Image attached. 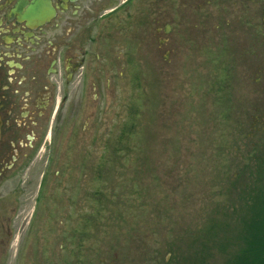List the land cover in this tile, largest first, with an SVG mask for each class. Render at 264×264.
Listing matches in <instances>:
<instances>
[{
	"label": "rangeland",
	"instance_id": "1",
	"mask_svg": "<svg viewBox=\"0 0 264 264\" xmlns=\"http://www.w3.org/2000/svg\"><path fill=\"white\" fill-rule=\"evenodd\" d=\"M168 19L167 53L156 32L152 45L136 41L130 55L111 47L119 58L104 60L102 116L87 130L88 218L70 223V264H247L250 252L258 260L264 174L242 157L258 138H247L231 102L208 109L219 104L211 87L240 91V63L223 51L204 61L208 38L194 55L191 34L181 39L176 15ZM17 236L9 264H17ZM55 246L62 258L63 239Z\"/></svg>",
	"mask_w": 264,
	"mask_h": 264
},
{
	"label": "flooded vegetation",
	"instance_id": "2",
	"mask_svg": "<svg viewBox=\"0 0 264 264\" xmlns=\"http://www.w3.org/2000/svg\"><path fill=\"white\" fill-rule=\"evenodd\" d=\"M169 14L194 55L208 38L204 61L223 51L240 63V91L211 87L219 104L208 109L229 101L242 112L247 138H258L242 157L264 174V0H0V264L24 221L17 264H70V223L88 216L87 130L102 116L104 60L119 58L111 47L152 45L156 32L166 49Z\"/></svg>",
	"mask_w": 264,
	"mask_h": 264
},
{
	"label": "trees",
	"instance_id": "3",
	"mask_svg": "<svg viewBox=\"0 0 264 264\" xmlns=\"http://www.w3.org/2000/svg\"><path fill=\"white\" fill-rule=\"evenodd\" d=\"M259 190H260V188H259ZM261 190H264V189L262 188ZM261 232H262V231H260V233H261ZM258 234H259L258 231L255 232V235H256L257 237H259ZM263 241H264V232H262V234H261V242H263ZM257 244H258V242H257L255 245L253 244V247H256ZM262 244H263V247H264V243H262ZM257 247H259V245H258ZM256 251H257V253H258V250H256ZM256 257H257V254L255 255V253L250 252V253L248 254L247 264H258V263H257V260L255 259Z\"/></svg>",
	"mask_w": 264,
	"mask_h": 264
}]
</instances>
